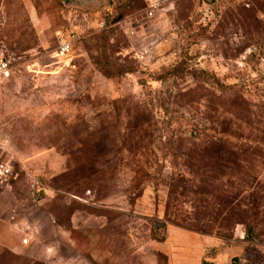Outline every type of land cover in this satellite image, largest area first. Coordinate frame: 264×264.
I'll return each mask as SVG.
<instances>
[{
    "label": "rangeland",
    "instance_id": "rangeland-1",
    "mask_svg": "<svg viewBox=\"0 0 264 264\" xmlns=\"http://www.w3.org/2000/svg\"><path fill=\"white\" fill-rule=\"evenodd\" d=\"M0 54V264H264V0H0Z\"/></svg>",
    "mask_w": 264,
    "mask_h": 264
},
{
    "label": "built area",
    "instance_id": "built-area-1",
    "mask_svg": "<svg viewBox=\"0 0 264 264\" xmlns=\"http://www.w3.org/2000/svg\"><path fill=\"white\" fill-rule=\"evenodd\" d=\"M156 5L163 0H150ZM58 50L61 55L68 54L71 50V41L64 38L60 40ZM14 74V66L12 62L6 58L4 54H0V81L9 79ZM14 160L15 157L10 150L0 144V188H3L14 177ZM28 240H24L28 244Z\"/></svg>",
    "mask_w": 264,
    "mask_h": 264
},
{
    "label": "trees",
    "instance_id": "trees-1",
    "mask_svg": "<svg viewBox=\"0 0 264 264\" xmlns=\"http://www.w3.org/2000/svg\"><path fill=\"white\" fill-rule=\"evenodd\" d=\"M186 72L189 73L188 68H186L183 63H179L177 65H173L171 67L163 69L162 74L159 75L157 78H154V80L166 81L170 78H177V77L185 76V75H187ZM191 75H193L194 77H196L199 80H203V79H205L204 81H210L211 80V78H209L210 73L205 71V70H194L193 74H191ZM206 77H208L207 80H206Z\"/></svg>",
    "mask_w": 264,
    "mask_h": 264
},
{
    "label": "water",
    "instance_id": "water-1",
    "mask_svg": "<svg viewBox=\"0 0 264 264\" xmlns=\"http://www.w3.org/2000/svg\"><path fill=\"white\" fill-rule=\"evenodd\" d=\"M214 263H216V264H223V261L222 260H215Z\"/></svg>",
    "mask_w": 264,
    "mask_h": 264
}]
</instances>
